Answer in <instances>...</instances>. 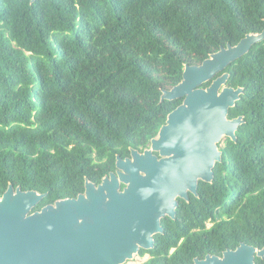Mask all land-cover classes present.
Masks as SVG:
<instances>
[{"label":"trees","instance_id":"1","mask_svg":"<svg viewBox=\"0 0 264 264\" xmlns=\"http://www.w3.org/2000/svg\"><path fill=\"white\" fill-rule=\"evenodd\" d=\"M263 28L264 0H0V194L9 183L45 193L36 211L100 183L182 102L160 98L185 64ZM226 71L243 87L229 117L245 121L220 146L213 181L140 250L150 264L264 247V40Z\"/></svg>","mask_w":264,"mask_h":264},{"label":"water","instance_id":"2","mask_svg":"<svg viewBox=\"0 0 264 264\" xmlns=\"http://www.w3.org/2000/svg\"><path fill=\"white\" fill-rule=\"evenodd\" d=\"M262 40L264 28L222 46L201 64H185L181 81L160 98L183 100L150 146L131 148L127 158L117 154L116 170L100 183L86 178L78 196L32 211L46 194L9 183L0 194V264H125L140 249H152L163 232L162 218H175L178 197L198 196L199 182L213 181L223 139L237 140L244 116L230 118L229 110L243 87L227 84L226 68ZM257 257L264 259V247L242 242L192 264H257Z\"/></svg>","mask_w":264,"mask_h":264},{"label":"flooded vegetation","instance_id":"3","mask_svg":"<svg viewBox=\"0 0 264 264\" xmlns=\"http://www.w3.org/2000/svg\"><path fill=\"white\" fill-rule=\"evenodd\" d=\"M150 146V142L147 144V146L146 147H149ZM145 147V148H146ZM132 147H130V149H131ZM139 150L140 151H143L144 149H142V148H139ZM130 154H131V150L127 153V154H125L122 158H127V157H129L130 156ZM155 154H158L157 152H155ZM116 166V165H115ZM115 170H116V167H115ZM111 172V171H110ZM122 187H124V185H122ZM192 195H194V194H192V193H190L189 194V199L188 200H186V199H183V198H180V197H178V201H179V205H178V207L180 206V203H182V201H186V202H190L191 201V196ZM195 196V195H194ZM178 207H177V209H178ZM165 217H169V216H165ZM165 217H163V218H165ZM176 217H177V212H176V216H175V218H171V217H169L170 219H176ZM162 218V219H163ZM161 222H162V220H161ZM213 223L211 222V225H212ZM163 226V225H162ZM208 226V225H207ZM167 228L168 227H164L163 226V232L162 233H164L166 230H167ZM184 238L185 237H181L180 239H179V244L178 245H180L182 242H183V240H184ZM177 248H178V246H176V247H171L170 248V250H169V253H168V256H170L171 254H173L176 250H177ZM141 250V249H140ZM137 254H140V251L137 253ZM136 255V254H135ZM140 255H142V254H140ZM143 255H148V257H146V260L142 263V264H150L149 262L153 259V255L151 254V253H149V252H146L145 254H143ZM0 257H1V255H0ZM128 262V261H127ZM126 262V263H127ZM125 263V264H126Z\"/></svg>","mask_w":264,"mask_h":264},{"label":"rangeland","instance_id":"4","mask_svg":"<svg viewBox=\"0 0 264 264\" xmlns=\"http://www.w3.org/2000/svg\"><path fill=\"white\" fill-rule=\"evenodd\" d=\"M224 141H225V139H223V141L221 142L220 146L224 145V143H225ZM207 225L210 227L211 226V222L208 221ZM146 257H148V255L136 254L134 256V258L129 260L126 264H142L146 260Z\"/></svg>","mask_w":264,"mask_h":264}]
</instances>
